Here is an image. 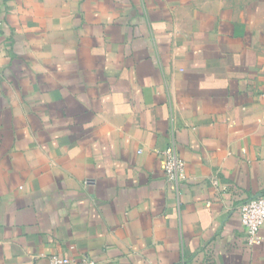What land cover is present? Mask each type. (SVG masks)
<instances>
[{
    "label": "crops",
    "instance_id": "obj_1",
    "mask_svg": "<svg viewBox=\"0 0 264 264\" xmlns=\"http://www.w3.org/2000/svg\"><path fill=\"white\" fill-rule=\"evenodd\" d=\"M2 20L0 264H264L239 211L264 195V0H3Z\"/></svg>",
    "mask_w": 264,
    "mask_h": 264
},
{
    "label": "built area",
    "instance_id": "obj_2",
    "mask_svg": "<svg viewBox=\"0 0 264 264\" xmlns=\"http://www.w3.org/2000/svg\"><path fill=\"white\" fill-rule=\"evenodd\" d=\"M3 0H0V29L2 20ZM166 179L170 183L179 185L186 180V163L175 148L157 149ZM241 221L246 231L248 244L260 245L262 242L261 229L264 226V195L251 197L239 206ZM51 264H96L95 261L84 259L74 261L70 258L52 256Z\"/></svg>",
    "mask_w": 264,
    "mask_h": 264
}]
</instances>
